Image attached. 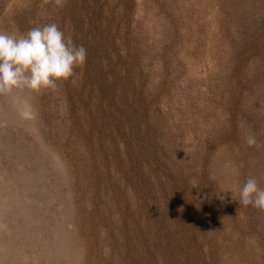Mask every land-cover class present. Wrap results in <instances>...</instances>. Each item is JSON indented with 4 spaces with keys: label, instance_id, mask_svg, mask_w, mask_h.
I'll list each match as a JSON object with an SVG mask.
<instances>
[{
    "label": "rangeland",
    "instance_id": "rangeland-1",
    "mask_svg": "<svg viewBox=\"0 0 264 264\" xmlns=\"http://www.w3.org/2000/svg\"><path fill=\"white\" fill-rule=\"evenodd\" d=\"M51 23L124 79L0 95V264H264L238 202L264 189V0H0V32Z\"/></svg>",
    "mask_w": 264,
    "mask_h": 264
},
{
    "label": "clouds",
    "instance_id": "clouds-1",
    "mask_svg": "<svg viewBox=\"0 0 264 264\" xmlns=\"http://www.w3.org/2000/svg\"><path fill=\"white\" fill-rule=\"evenodd\" d=\"M86 60L87 50L75 45L55 23L34 27L26 34L0 32V95L22 89L54 90L58 82L72 80ZM21 116L34 119L30 105ZM244 142L257 149L262 146L254 134L246 135ZM239 197L240 205L264 211V189L256 178L244 183Z\"/></svg>",
    "mask_w": 264,
    "mask_h": 264
},
{
    "label": "trees",
    "instance_id": "trees-1",
    "mask_svg": "<svg viewBox=\"0 0 264 264\" xmlns=\"http://www.w3.org/2000/svg\"><path fill=\"white\" fill-rule=\"evenodd\" d=\"M97 31H99V32H97ZM104 33H105V31L102 32L101 29H96V27H95V31H92L89 35H94V36H92V38L94 37L95 39L99 38L100 40H105L107 37H105ZM92 38H91V41H92ZM119 42H120V37L118 39L114 38L110 45L115 47V46L119 45ZM105 60H107V61L106 62L102 61L98 65L97 68H94L93 67V61L91 62V60H89V58H88L83 67L77 68L75 70L76 75L72 80H69V83H73V80L76 82L78 78H80V80H82V82H83L86 80L85 76H84V75H86L88 81L86 80V82H83V83L88 84L87 86L92 87L89 90L92 93V95L97 97L98 94H100V95L105 94L106 92H103L105 90V87H107L106 88V90H107L111 84L121 83V81L124 79L123 73L120 72L119 78L114 81L113 73H109L108 69L106 68V64L108 62V59H105ZM97 62L99 63L100 61H97ZM143 73H144V71L140 67H137L135 69V71L133 72L134 76H136V79H137V80H135L136 81V87L138 88L137 90L141 93V95L144 96V98L149 99L151 101V103L152 102L154 103V100H152V98H150L151 96H149V89L151 88V86H148L149 85L148 84L149 79H147ZM125 79L128 80V78H125ZM151 103H150V105H151ZM154 105H155V103H154ZM155 107H157V106L155 105ZM102 112H104V113L120 112V114L125 113V111H122L121 109H116V108L112 109L111 108L109 110V109L104 108V107L102 108ZM125 121H126V124H128L129 126L131 125V120L125 119ZM136 129L138 130V132H136L135 135L133 134L135 136V140H133V141H134V147L136 149L139 146H141L140 144H142L144 147H146V141L152 142V140L154 138H153V136L151 137V135L148 131V128L137 126ZM136 129H135V131H136ZM157 140H159L158 137H157ZM158 148H159V146L157 147V149ZM96 216L98 217V212H97ZM144 220H147V218L145 217ZM102 223H104V221H102ZM110 226H111V224H110ZM110 226L109 225L106 226V224H105V227H104L105 231L108 233L110 231H112V228ZM137 230H138V228H137Z\"/></svg>",
    "mask_w": 264,
    "mask_h": 264
}]
</instances>
